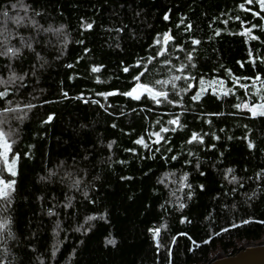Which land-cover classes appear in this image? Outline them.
<instances>
[{"label":"trees","instance_id":"16d2710c","mask_svg":"<svg viewBox=\"0 0 264 264\" xmlns=\"http://www.w3.org/2000/svg\"><path fill=\"white\" fill-rule=\"evenodd\" d=\"M14 2L0 0V10ZM24 2L42 13L35 17L40 24L63 25V32L55 47L42 53L48 63L35 77L30 71L35 63L31 54L23 58V71L29 73L26 87H19L18 81L4 83L11 75L7 65L11 63L20 74L16 65L21 61L0 57V91L7 88L12 101L11 105L0 101V128L11 142V156L18 157L15 191L7 205L0 200V223L8 222L0 231V259L6 264H168L171 248L172 264H208L220 252L235 254L243 244L264 241V224L231 227L243 219L264 220V117H252L247 109L234 107L257 104L255 86L264 91V13L258 4L246 0ZM89 23L90 30L86 29ZM247 29L259 39L243 34ZM166 32L174 40L164 56L148 65L149 72L141 79L154 84L156 79L170 80L173 75L194 77L175 81V89L171 83L155 85L167 91L175 105L167 101L157 105L147 97L136 101L121 95H97L129 90L135 83L132 77L141 70L136 62L146 63L158 52L160 46H154V41L159 36L163 42ZM193 39L200 43L193 45ZM177 46L184 51H177ZM193 48L195 68L186 60ZM165 59L171 60V66L162 65ZM182 63L186 65L183 74L176 71ZM101 65L99 72H91L92 66ZM125 66L127 73L122 70ZM257 75L261 80L255 79ZM215 81L223 82L230 90L228 95L212 90ZM197 93L201 98L194 101ZM29 103L35 107L23 108ZM16 105L23 112L3 111ZM49 115L53 119L44 123ZM176 115L183 127L162 133L167 142L153 143L155 137L149 133L172 127L166 122ZM193 132L204 136V144L186 143ZM140 137L148 148L134 143ZM249 140L255 145L252 150L247 147ZM113 141L109 150L107 145ZM189 151L194 155L189 156ZM173 155L176 161L170 159ZM186 160L191 163L185 164ZM229 168L233 171L225 179ZM50 171L57 175L48 178ZM184 173H188L185 183L192 185L191 200L189 190H181ZM257 173H261L259 179ZM42 176L46 179L41 180ZM232 176L236 181L230 183ZM75 179L82 180L78 190L70 187ZM180 202L186 205L183 210L177 208ZM66 203H70L68 208ZM50 208L56 215H47ZM101 214H106L107 222L97 219L84 225H91L87 232L75 231L87 216ZM182 216L191 223L181 224ZM162 225L157 249L148 229ZM225 227L229 231L223 232ZM181 232L200 247L178 235ZM173 237L175 245L171 244ZM208 238L210 243L204 244ZM109 239L116 241L114 246L106 243Z\"/></svg>","mask_w":264,"mask_h":264},{"label":"snow or ice","instance_id":"6c2138e0","mask_svg":"<svg viewBox=\"0 0 264 264\" xmlns=\"http://www.w3.org/2000/svg\"><path fill=\"white\" fill-rule=\"evenodd\" d=\"M247 4H258L259 5V10L261 13H264V0H246ZM240 7L242 9H244L245 11H248L249 9H245L244 8V4H241ZM11 13V14H10ZM253 15H259V13L257 12H253ZM42 16V13L40 11L35 10L31 4H27L24 2V0H16V2L11 3L10 7L6 6L4 7L2 10H0V57H5L7 60L9 61H21V63L17 64L16 67L19 68L21 70L20 74H17V72L13 69V65L11 63H9L7 65L8 70L11 72V75L9 76V79L7 81H4L5 84L8 83H15V82H19V87L23 88L26 87L25 84V79L26 77L29 75L28 72L23 71V58L25 56H27L28 54H31L32 60L35 61V63L31 64V75L33 77H35L37 75V71L39 69H42L47 63L48 61L44 58V55H42V53L45 51V49L50 48V47H55L56 42H59V39L61 37V34L63 32V25H61L59 28H54L51 24H49L47 27H44L42 24H40L37 19L35 17H40ZM264 18V17H262ZM164 20H168L169 19V15L168 13H165L163 16ZM237 19H239V17H237ZM253 27H256V25H253ZM92 28V24L89 23L86 25V29H91ZM188 29L191 28V25L187 26ZM115 31L117 32H122L123 28H117L115 29ZM219 34V33H217ZM245 35H248L250 37L251 40H258L259 37H257L256 35H252L251 29H247L245 33H243ZM55 38V42L54 39ZM174 37L166 32L163 34V42H161V39L159 36H157V38L154 41V46H160V50L158 52H156L154 55L149 56L147 58V62L146 63H141L140 60H138L135 64V67L138 69H141L136 75H134L132 77V80L135 82L132 87L124 92H120L119 90H115V91H110V92H103V93H97V95L103 96L105 98L109 97V96H114V95H121V96H125V97H129L132 100H136L139 101L141 100L142 97H147L149 98L151 101H153L155 104L159 105L161 102L163 101H167L168 104L170 105H175L177 102L169 99V95L167 91L164 90H160L157 89L155 87V85H167L169 83H171L172 88L175 89L176 88V84L175 81H178L180 79H185V80H191L194 79V77L191 76H187V75H173L170 80H160V79H156L153 83H144L142 82V77L145 76L146 73L149 72V68L148 65L151 64L154 60L157 59V57L160 56H164L165 53L167 52V45L169 44L170 41H173ZM12 41H15V43H12ZM65 44L67 43L66 39H65ZM84 41H78V43H83ZM191 43L193 45H198L200 43L199 40L193 39L191 41ZM119 45H117L118 47ZM177 51H184V48L182 46H177L176 48ZM88 49H85V52H87ZM195 51V49L193 48L192 51H189L186 54V60L188 61V64L192 67L195 68L196 65L194 63H192L193 61V52ZM249 55L251 56V52L249 53ZM176 59H180L179 57H176ZM261 62L264 63V58H261ZM172 62L169 59H165L162 62L163 66H171ZM253 64H255V61H253ZM243 66V65H242ZM67 67L71 68L72 65L69 64L67 65ZM103 66H92L91 67V72L93 73H97L101 70ZM185 64H181L179 66V68L176 69V71L180 72L181 74L184 73L185 71ZM123 72L127 73L129 72V67L125 66L123 67ZM256 80H261V77L259 75H257L255 77ZM99 82V81H98ZM201 85H203L204 81L201 79L200 81ZM223 83V82H221ZM189 87H191V85H189ZM204 89L201 88V92H203ZM230 91V90H229ZM9 91L7 88H5L3 91H0V101H6V103L8 105L12 104V101L10 99H8L9 97ZM67 93L64 92L63 96L65 98H67ZM177 95H179V93H177ZM224 95H228V92H225ZM201 98L200 93H197L196 95H194L192 97V99L194 101H198ZM261 103L258 104H254V105H249L248 103H244V104H236L234 105L235 108L237 109H247V111L249 113H251L252 117H264V97H261ZM88 101H85V103H87ZM91 103L93 104H98L99 102L96 100H92ZM35 107V105L29 103L23 106V108H27V109H31ZM101 108H104L105 112H107V108L101 104L100 105ZM110 107V105H109ZM23 108H21L20 105H16V107H4L3 111L5 113H12V112H16V111H20L23 112ZM108 115H113V113L107 112ZM213 115H223V113H215ZM18 119H23V116H19ZM53 119L52 115H49L47 120L43 121L44 123H48ZM210 122V121H209ZM159 123V122H157ZM167 125L172 126V127H160L158 132H151L149 133V136H154L155 140L153 141V143L155 144H160V142L162 140L166 141V137H164L163 135H161L162 133H167L169 131L175 132L178 128H182L183 125H181L180 123V118L178 115L174 116V118L167 120ZM111 127L115 128L116 124L113 123L111 125ZM221 131H223V129H221ZM204 135H207V133H205ZM214 139H219L218 136L214 135ZM229 139H231V137H229ZM113 143H115V141L109 143L107 145V148L109 150L112 149ZM135 144L137 145H141L144 148H148L149 145L145 142L144 137H140L137 140L134 141ZM187 144H193V143H199V144H204V136L200 135L196 132H193L191 134V136L187 139L186 141ZM213 147H215L213 145ZM247 147L249 150H252L255 145L253 142H251L249 140ZM11 149V145L8 142L7 138L5 137V134L3 131H0V160H3L4 163V169L7 171V173L12 176L15 177L17 175V171L15 168V165L17 163V159L13 158L11 160V162H9L8 159V152ZM126 151H131V152H135V149H126ZM156 151L159 152L160 149L156 148ZM168 151L170 152L171 149H168ZM189 156L194 155L191 151H189L188 153ZM221 155H223V153H221ZM163 159L167 160L169 159L168 157H162ZM85 160L88 159L87 156L84 157ZM109 160L111 159V157L108 158ZM170 159L172 161H176L177 160V156L173 155L170 157ZM120 163H124V161H120ZM191 163L190 160H186L185 164H189ZM200 165L199 163L196 164V168L199 169ZM232 169L229 168L227 169L226 173H225V179H228V176L232 173ZM57 173L50 171L48 173V178H51L53 176H56ZM67 176H72V173H66ZM201 176H204L205 173L203 171L200 172ZM261 177V173H257V178L259 179ZM188 178V173H184V175L180 178L181 181V190H183L184 188H187L189 191L187 193V198L189 200L192 199L193 197V191H192V185L191 184H187L185 183V181H187ZM45 177H41V180H45ZM63 177H61V182H63ZM122 180H130L132 179V177H121ZM236 181V177L232 176L231 182ZM82 183L81 179H75L73 180L72 184L70 185V187L72 189H79L80 185ZM160 183H163V181H160ZM15 184L16 181L15 179L12 180H5L3 178H0V200H4L5 204L7 205L10 202V193L15 191ZM241 187H243V185H240ZM200 191H204L205 190V186L203 184H200L199 186ZM232 191L234 192L235 189H232ZM228 193H225V195H227ZM88 192L85 191L83 192V196L87 199L88 198ZM255 195V193H253V196ZM39 199H43V197H39ZM249 199H252V197L250 196ZM90 203H94V201H89ZM70 206V203H66L64 205L65 208H68ZM163 207V205L161 206ZM186 207L185 203L180 202L177 205L178 210H183ZM48 216H54L56 215V213L50 208L47 212ZM102 220L107 222V217L106 214H101L99 217L97 216H87L85 218L84 224H81L79 227H77L75 229V231L79 232L81 231V229H84L85 232H87L91 225H89V228H84L85 224H88L90 221H94V220ZM185 222L187 223H191V221L186 217V216H182L180 219V223L184 224ZM259 223V224H264V220H257V221H253L251 219H243L241 221L240 224H237L235 222L232 223L231 227L232 228H237V227H241L244 225H248L250 223ZM8 222L5 221L4 223H0V231H2L6 224ZM60 225L59 222H57L56 224V228L59 229ZM165 227L164 225H162L161 227H155V228H149L148 231L152 234V239L153 241H155V247L157 249H159L161 247L158 237L159 234L161 232V228ZM223 232H227L229 231V228L225 227L222 229ZM221 233H216V235H220ZM178 235L180 236H186L188 238V240L191 241V243L193 245H195L196 248L200 247V244L197 243L196 240L192 239L191 236H188L187 233L181 232L178 233ZM8 236H11V233L8 234ZM7 238V237H6ZM211 238L208 239H204L203 243L204 244H208L210 243ZM177 242L176 237H173L171 240V244L175 245ZM107 244L109 245H115L116 241L114 239H109L106 241ZM194 248H189L187 249V251H194ZM7 251V250H5ZM56 255V248L54 246V249L52 251V256L55 257ZM172 252H171V248H169V259H168V264H172ZM0 264H6V260L4 259H0Z\"/></svg>","mask_w":264,"mask_h":264},{"label":"water","instance_id":"95a60500","mask_svg":"<svg viewBox=\"0 0 264 264\" xmlns=\"http://www.w3.org/2000/svg\"><path fill=\"white\" fill-rule=\"evenodd\" d=\"M208 264H264V241L243 244L235 254L220 252Z\"/></svg>","mask_w":264,"mask_h":264},{"label":"rangeland","instance_id":"374dc122","mask_svg":"<svg viewBox=\"0 0 264 264\" xmlns=\"http://www.w3.org/2000/svg\"><path fill=\"white\" fill-rule=\"evenodd\" d=\"M212 90L213 91H217L219 93H225V92H229V90L225 87V85L219 81H215L212 83V86H211ZM254 94L257 96V99L259 100L258 103H261V97H264V91L259 87V86H255L254 87ZM257 103V104H258ZM249 104V103H248ZM250 105V104H249ZM244 109V108H243ZM0 131H3L1 128H0ZM4 132V131H3ZM5 134V137L7 138L8 142L10 143L11 145V142L9 141L6 133L4 132ZM8 159H9V162H11V160L13 159V157L11 156V149L10 151L8 152ZM15 168H16V165H15ZM0 178H3L5 180H12L13 177L10 176L7 171L4 169V163H3V160H0Z\"/></svg>","mask_w":264,"mask_h":264}]
</instances>
